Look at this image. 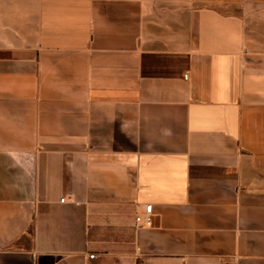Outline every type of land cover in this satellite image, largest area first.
I'll return each mask as SVG.
<instances>
[{"label": "crops", "instance_id": "0c3cea01", "mask_svg": "<svg viewBox=\"0 0 264 264\" xmlns=\"http://www.w3.org/2000/svg\"><path fill=\"white\" fill-rule=\"evenodd\" d=\"M0 264H264V0H0Z\"/></svg>", "mask_w": 264, "mask_h": 264}, {"label": "built area", "instance_id": "2783aa9c", "mask_svg": "<svg viewBox=\"0 0 264 264\" xmlns=\"http://www.w3.org/2000/svg\"><path fill=\"white\" fill-rule=\"evenodd\" d=\"M184 77L187 78V75L184 74ZM67 196H62L59 201H67ZM135 227L136 228H149L153 224V211L152 204H145L140 212H137L134 217ZM89 257H93V254H90Z\"/></svg>", "mask_w": 264, "mask_h": 264}]
</instances>
